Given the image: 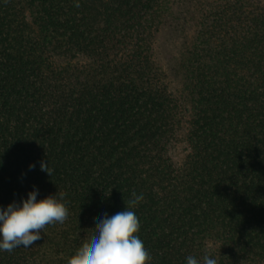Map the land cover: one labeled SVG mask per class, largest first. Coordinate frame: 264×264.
<instances>
[{"label":"trees","instance_id":"16d2710c","mask_svg":"<svg viewBox=\"0 0 264 264\" xmlns=\"http://www.w3.org/2000/svg\"><path fill=\"white\" fill-rule=\"evenodd\" d=\"M79 4L0 0V207L69 213L0 264H67L133 192L152 264H264V0Z\"/></svg>","mask_w":264,"mask_h":264},{"label":"clouds","instance_id":"9594fccd","mask_svg":"<svg viewBox=\"0 0 264 264\" xmlns=\"http://www.w3.org/2000/svg\"><path fill=\"white\" fill-rule=\"evenodd\" d=\"M74 6H80L79 0H75ZM39 167L48 176L52 174L48 160L41 161ZM33 168L35 165L29 166V170ZM38 195V190L33 188L26 199L0 207V252L31 247L43 238L46 226L65 225L69 214L66 193L56 192L39 200ZM131 195L124 210L111 216L101 215L94 235L67 260V264H152L153 258L138 235L140 222L134 211L144 196L135 192ZM186 264H218V261L205 253L202 258L187 256Z\"/></svg>","mask_w":264,"mask_h":264}]
</instances>
